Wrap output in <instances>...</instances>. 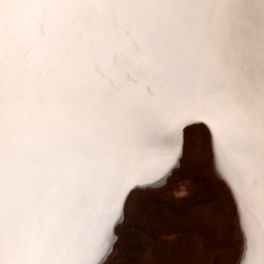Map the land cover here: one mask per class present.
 Wrapping results in <instances>:
<instances>
[{
  "label": "snow or ice",
  "instance_id": "6c2138e0",
  "mask_svg": "<svg viewBox=\"0 0 264 264\" xmlns=\"http://www.w3.org/2000/svg\"><path fill=\"white\" fill-rule=\"evenodd\" d=\"M194 130L264 264V0H0V264H109Z\"/></svg>",
  "mask_w": 264,
  "mask_h": 264
},
{
  "label": "rangeland",
  "instance_id": "374dc122",
  "mask_svg": "<svg viewBox=\"0 0 264 264\" xmlns=\"http://www.w3.org/2000/svg\"><path fill=\"white\" fill-rule=\"evenodd\" d=\"M208 201L232 212L229 191L213 171L200 131L194 130L190 155L169 183L155 193L132 195L109 264H233L239 246L232 239L231 216L216 215L204 206ZM188 227L195 238L182 234Z\"/></svg>",
  "mask_w": 264,
  "mask_h": 264
},
{
  "label": "bare ground",
  "instance_id": "6f19581e",
  "mask_svg": "<svg viewBox=\"0 0 264 264\" xmlns=\"http://www.w3.org/2000/svg\"><path fill=\"white\" fill-rule=\"evenodd\" d=\"M213 171L215 172V174L217 175V177L225 183V186H226L227 190L229 191L227 182L224 179L222 170H220L218 164L217 165H213Z\"/></svg>",
  "mask_w": 264,
  "mask_h": 264
}]
</instances>
